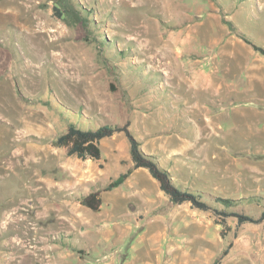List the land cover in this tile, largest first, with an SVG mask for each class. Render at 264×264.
Wrapping results in <instances>:
<instances>
[{"label": "rangeland", "instance_id": "374dc122", "mask_svg": "<svg viewBox=\"0 0 264 264\" xmlns=\"http://www.w3.org/2000/svg\"><path fill=\"white\" fill-rule=\"evenodd\" d=\"M71 2L86 25L56 0H0V264H211L225 248L219 264H264V220L220 213L264 209V0ZM68 120L128 121L210 209L172 204L146 169L81 205L132 161L121 132L100 159L68 155L52 144Z\"/></svg>", "mask_w": 264, "mask_h": 264}, {"label": "trees", "instance_id": "16d2710c", "mask_svg": "<svg viewBox=\"0 0 264 264\" xmlns=\"http://www.w3.org/2000/svg\"><path fill=\"white\" fill-rule=\"evenodd\" d=\"M56 3L58 5L54 6L56 15L62 16L63 13L74 14L78 21H82L83 25H86V22L88 21L87 18L80 17L79 11L74 9L71 0H56ZM227 23L231 25L229 21H227ZM119 132L123 133L128 141L129 155L132 165L125 171L121 172L116 178L111 179L102 189H95L87 194H82L78 198L81 205L93 211L98 210L102 203L100 196L102 190H110L118 186L134 169L143 167L147 169L151 177L157 181L160 190L168 197V200L172 204L189 203L192 207L200 210L210 209L209 204L205 200H202L198 193L186 188H181V186L175 183L168 170L161 167L152 155H148L142 150L140 141H138L129 130L128 121L123 124L103 123L96 127L89 126L83 128L78 125L77 122L68 120L65 131L55 136L52 139V144L58 147H65L68 155H75L81 159H100L101 140ZM220 199L228 206H232V199ZM220 213L235 216L239 222H260L264 220V209L257 217H253L249 214H242L235 210L228 212L220 211ZM221 224H223V222ZM222 228H224V224L222 225ZM221 234H224L223 230H221ZM227 250L228 249L225 248L211 264H219L221 258L226 255Z\"/></svg>", "mask_w": 264, "mask_h": 264}, {"label": "crops", "instance_id": "0c3cea01", "mask_svg": "<svg viewBox=\"0 0 264 264\" xmlns=\"http://www.w3.org/2000/svg\"><path fill=\"white\" fill-rule=\"evenodd\" d=\"M181 41H183V39H181ZM204 79L207 80V81H211L206 75H205ZM138 171H145V168L139 167V168L135 169L133 173H136V172L138 173ZM125 181H126V179L122 183H124ZM101 200H102V203H103L104 199L101 198ZM110 200H112V199L110 197H108L107 201H110ZM110 257H111V259L108 260V257L104 255V258L102 257L101 260L104 261L106 259V260H108L107 262H111V261L115 262V257L112 256V255ZM125 263L126 264H161V262H125Z\"/></svg>", "mask_w": 264, "mask_h": 264}]
</instances>
